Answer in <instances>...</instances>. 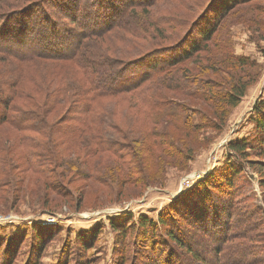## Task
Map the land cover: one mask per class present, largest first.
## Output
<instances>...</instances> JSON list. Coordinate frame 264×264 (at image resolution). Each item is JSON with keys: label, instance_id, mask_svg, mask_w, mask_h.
<instances>
[{"label": "rangeland", "instance_id": "obj_1", "mask_svg": "<svg viewBox=\"0 0 264 264\" xmlns=\"http://www.w3.org/2000/svg\"><path fill=\"white\" fill-rule=\"evenodd\" d=\"M29 1L0 0V12ZM130 1L136 6L134 20L108 30L94 44L122 61L143 57L145 64L158 55L175 60L190 37L205 31L206 21L223 16L205 48L169 66L163 84L143 82L122 99L97 101L88 113L101 121L87 125L80 136L69 131L61 136L59 130L74 123L67 119L75 116L70 98L62 105L48 99L42 106L51 88L71 83L87 91L85 80L66 70L73 64L52 57L23 64L36 77L21 79L29 92L13 97L9 113L30 110L45 124L32 130L0 121L1 249L7 236L17 235L11 264H159L145 230L131 223L140 215L155 219L162 211L174 216L167 228L192 249H174L186 264H264V152L256 147L237 158L227 146L253 133L252 108L264 98V0ZM82 3L79 15L87 10ZM15 62L8 64L20 65ZM142 65L130 68L131 81ZM42 72L51 78L49 86ZM131 81L130 86L139 82ZM233 87L242 95L230 105L224 93ZM137 98L150 103L136 104ZM158 102L180 107L190 126L168 120L166 109L153 105ZM109 141L113 150L107 149ZM205 182L214 194L203 192ZM201 194L215 197L217 212L222 206L227 211L218 213V227L226 225L227 237H220L218 227L213 237L203 230L207 210ZM216 196L222 206L217 207ZM36 233L44 238L38 254L32 245ZM82 241L88 247H81Z\"/></svg>", "mask_w": 264, "mask_h": 264}, {"label": "trees", "instance_id": "obj_2", "mask_svg": "<svg viewBox=\"0 0 264 264\" xmlns=\"http://www.w3.org/2000/svg\"><path fill=\"white\" fill-rule=\"evenodd\" d=\"M115 1L86 3L87 1L84 0H31L26 4L18 5L14 9L0 12V121H13L15 127H27L32 130L40 124H45L39 113L35 115L33 111L27 110L20 111V115H11L9 112L10 107L14 109V105L11 104L13 97L15 95L24 96L29 92L27 83L21 79L27 77L29 80L33 76L36 77V74L30 68L31 66L24 67L23 64L34 62L43 57H52L72 63L74 67H67L66 70L69 74L75 76L78 81L81 80L80 82H82L84 79L87 84V91L86 89L82 90L79 87H74L71 83L57 86L47 91L48 97L42 106L46 105L48 99H52L53 103L57 105H62L66 99L70 98L69 112L71 114L75 112V116L69 115L67 119L74 121V123L59 127V130L61 136L65 135L67 131L74 136H77V134L80 136L87 125L101 121V116H90V112L88 113L93 105L97 104V101L114 95L115 97L121 96L122 99L124 93L134 92L133 90L137 89L143 82L163 84L161 77H168L167 68L169 66L176 62H182L198 50L205 48V42L213 38L219 25V18L223 16V13H218L212 19L206 21L207 23H204L206 25L202 26L205 31H197L194 36L190 37L187 45L179 50L180 54L177 58H174L175 60H166L158 55V59L152 57L153 59L146 60L145 64L144 61H141L143 57L140 58L141 60L136 58L133 61H122L100 53L94 45L98 38L109 32L108 30L125 27L127 21L134 20L131 9L136 8V6L132 1L120 0L119 4L116 3L112 6L111 2L115 3ZM80 2L86 3L87 8L81 15L78 13ZM128 2L130 4H126ZM123 6L121 15L115 16ZM94 8H96V11H94ZM61 18H67L68 23L71 25H66V22L62 25L61 23H64V21ZM35 26L37 27L35 28ZM196 40L199 42L198 44H195ZM167 52L169 51L163 53ZM11 61H16L15 63L20 65L14 67L12 64H8ZM138 62L143 64L140 69L141 73L136 76V81L133 82V80L131 81L133 75H127V73L130 72L132 66L138 65ZM40 75L43 77L42 80L46 81V85L48 83L50 85L51 78H48L44 72ZM64 79L65 77L59 78L60 81ZM129 80L133 84L138 80L139 82L130 86L127 83ZM240 95H242L240 88L233 87L224 93L225 103L236 104ZM138 99L134 100L136 104L147 100ZM145 103L149 104L150 100ZM34 105H39V103H34ZM153 105L165 108L164 114L168 120H170L169 118L178 122L182 120L181 122L186 125V128L190 126L187 122L188 114L185 113L182 117L183 111L177 105H169L167 108L168 104L166 102H158L157 105ZM83 107L86 110L85 114L82 111ZM252 109L254 111L252 118L253 133L247 137H235L228 141V149L234 157L242 158L247 151H252L256 147L260 149V153L264 152V98L256 101ZM95 137H97L96 134ZM109 143L107 149L111 148L110 150H113L114 142L109 141ZM134 150H136V147H134ZM203 185L205 186L203 192H212L211 187L206 182ZM219 187L224 186L220 185ZM222 190L223 194L232 195L230 191H224V188ZM207 194H201L200 196L203 197L202 201L205 202L207 210L206 214L201 217L202 225L206 226V228L204 226L202 228L213 237L216 232H219L216 231L220 222L218 213L227 214V211H224L223 206L219 205L217 202L219 197L216 196L217 207L222 206L220 212H217L215 197L212 195L207 197ZM198 203V200H196L194 211H196ZM178 210H180V207H178ZM171 218L169 213L161 211L155 219L140 215L138 221H133L131 224L145 230L144 236L146 241L148 240L147 244L151 248V252L156 253L157 258L159 257L156 262H159V264H186L179 252L177 254L174 249L180 247L187 249L189 252L192 249L188 247V243L178 235L174 228H167L168 223L170 224V221L172 223ZM218 229L221 230L220 237H227L226 225H219ZM37 234H34L35 241L33 242L32 239V245L38 254L44 249V238L42 235L37 236ZM16 236L5 238L3 249L0 247V252L3 254V260L0 259V264L12 263L13 254L9 252L14 250L17 242ZM86 246L85 241H82L81 247ZM132 254V256L135 255L134 252Z\"/></svg>", "mask_w": 264, "mask_h": 264}]
</instances>
